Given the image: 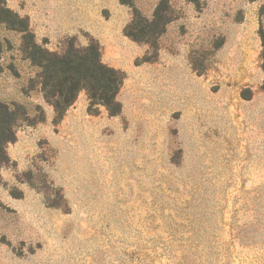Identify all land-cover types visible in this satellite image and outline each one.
<instances>
[{"label": "rangeland", "instance_id": "obj_1", "mask_svg": "<svg viewBox=\"0 0 264 264\" xmlns=\"http://www.w3.org/2000/svg\"><path fill=\"white\" fill-rule=\"evenodd\" d=\"M161 1L0 0L43 49L96 42L124 76L118 114L82 90L55 122L0 22V100L45 116L4 146L0 264H264V0H166L155 43L126 33Z\"/></svg>", "mask_w": 264, "mask_h": 264}, {"label": "trees", "instance_id": "obj_2", "mask_svg": "<svg viewBox=\"0 0 264 264\" xmlns=\"http://www.w3.org/2000/svg\"><path fill=\"white\" fill-rule=\"evenodd\" d=\"M133 7V20L127 26L126 33L135 39L155 43V38L165 30V26L171 19V7L168 2L161 1L151 19L144 17L137 7ZM163 9L164 12H161ZM0 22L5 23L9 29L22 33L27 42V57L38 70V75L42 79L43 94L45 100L54 108L55 122L64 116L82 90L87 92L90 99L89 110H93V105L101 104L112 115L121 111L122 107L117 100V94L123 84L124 76L118 69L102 60L96 42L90 43L82 49L69 43L63 53H56L46 47L43 49L36 42L27 18L21 17L17 12L7 6H1V4ZM143 22L152 25V29H156V34H151L144 28L140 30L141 34L130 29ZM2 54L3 42L0 39V72L3 71ZM44 119L43 115L37 120L31 119L29 109L20 103L0 100V163L7 158L5 143L16 139L14 127L18 120L35 123Z\"/></svg>", "mask_w": 264, "mask_h": 264}]
</instances>
